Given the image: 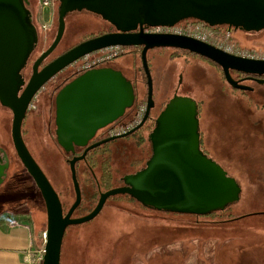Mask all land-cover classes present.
Wrapping results in <instances>:
<instances>
[{"label":"water","instance_id":"1","mask_svg":"<svg viewBox=\"0 0 264 264\" xmlns=\"http://www.w3.org/2000/svg\"><path fill=\"white\" fill-rule=\"evenodd\" d=\"M29 4L30 0H0V104L12 112L11 137L15 152L44 200L46 228L41 264H60L66 227L93 219L107 198L118 193L130 194L144 205L159 210L196 215L223 209L238 199L240 187L236 180L200 148L198 104L188 96L174 94L155 118V127L148 136L152 154L146 165L125 174L122 177L124 185L100 191L92 210L78 217H72L81 202L75 164L96 143L88 145L83 154L68 161L75 198L64 213L57 192L28 151L20 129L30 101L47 80L81 57L110 46L142 45L140 59L147 80L142 122L154 106L147 60L150 48L185 49L204 56L220 66L231 87L247 89L232 77L230 71L264 73V59L234 55L186 34L147 33L143 31V25L173 26L191 17L208 24H226L229 29L256 30L264 28V0H59L55 36L33 62L32 74L18 95L19 70L38 40L37 27L27 8ZM81 9L101 15L119 31L87 38L38 70L42 60L58 45L65 29L66 14ZM137 27L139 31L131 32ZM258 83L264 84V79ZM134 98L133 85L120 70L100 67L84 71L56 95L58 143L65 151L74 152V143L84 145L98 128L122 116ZM5 158L6 162L0 163V184L8 167Z\"/></svg>","mask_w":264,"mask_h":264},{"label":"rangeland","instance_id":"2","mask_svg":"<svg viewBox=\"0 0 264 264\" xmlns=\"http://www.w3.org/2000/svg\"><path fill=\"white\" fill-rule=\"evenodd\" d=\"M58 5L59 0H54L51 8L38 7V21L43 31L39 51L48 46L55 36ZM197 25L216 35L211 27L200 21L175 27L184 29L189 26L192 30ZM108 28V22L95 12L87 9L68 12L64 32L52 55L76 45L92 33ZM221 30H224L225 35L228 34L231 43L248 50L264 52V28L229 29L222 25ZM216 37L221 38L220 35ZM121 52L123 54L110 64L122 69L123 75L132 82L138 103L144 99L147 91L140 51L128 47L126 50L121 49L118 54ZM101 53L100 50L92 52L89 59ZM147 60L154 110L158 111L174 94L197 101L204 153L236 180L240 187L238 199L228 204L227 212L217 211L212 216L163 214L159 209H146L138 202H129L123 198L106 200L93 219L73 224L65 230L60 264H264V216H244L249 207L247 202L251 208L261 199L264 202L262 185L257 183L254 175L246 177L242 170L246 148L260 151L264 148V139L260 136H254L253 139L248 137L249 117L256 112L255 104L251 103L248 96L233 93L232 87L224 77L219 76L217 69L197 56L170 47H154L148 49ZM78 64H73L72 70ZM53 85L52 80L47 82L33 97L31 111L24 125L28 132L25 137L35 161L55 190L65 193L66 199L72 202L74 189L68 163L70 154L58 146L50 133L42 131V126L49 119L48 95ZM250 94L255 99L256 95L253 92ZM256 97L264 102V89H259ZM141 102L135 107L139 116L145 109V100ZM260 111L264 118V110ZM10 118V111L0 108V136L14 157ZM145 147L142 151L128 143L125 151L112 155L110 163L113 183L118 181L119 176L138 166L132 162L139 158L141 151L144 159L148 156L149 147ZM11 163L15 171H11L12 178L0 184V212L10 211L7 217L18 216V206H21L20 209L30 215L27 219L30 223L44 228L45 204L39 189L26 169L20 170L19 175L18 157L13 158ZM83 171L84 163L80 162L78 178L87 189L90 187V171L86 170L84 174ZM93 173L99 175V164ZM15 208L18 211L16 213L11 211ZM226 213L231 215V219L223 221ZM43 232L38 235L39 243L36 241L35 246L38 248L42 244Z\"/></svg>","mask_w":264,"mask_h":264},{"label":"flooded vegetation","instance_id":"3","mask_svg":"<svg viewBox=\"0 0 264 264\" xmlns=\"http://www.w3.org/2000/svg\"><path fill=\"white\" fill-rule=\"evenodd\" d=\"M38 5H39L38 0H36V1L30 0V4L27 6V8L30 10V13H31L32 22L34 23V25L37 27V30H38V40H37V45H35V46L33 45V47H31V49L29 50L27 57L25 59V62L19 70V75L17 77L18 95L22 92L23 88L27 84V82H28V80L32 74L33 62L40 55V53L49 46V45L46 46L41 51L38 50L39 43L41 40V36L43 35L42 26H40V22L38 21V12H39L38 7H40ZM198 21H200V20L189 17V18H185V19H182V20L176 22L173 26H164V25L151 26V25L144 24L143 25V31L147 32V33L185 34L182 32H180V33L174 32L173 28L175 26H178V25L184 26V25L189 24V23L194 24L195 22H198ZM202 23L205 26H207L205 22H202ZM108 24H109V28L103 32L101 31L102 33H99V34H103V33H107V32H118L119 31L114 24H112L110 22H108ZM137 31H139V27H137V29H135V30H132L131 32H137ZM99 34H97V35H99ZM93 36H95L94 33L90 34L86 38H83L81 41H83L87 38L93 37ZM132 47L137 48V50L140 51L142 48V45L131 46V48ZM69 48L70 47L62 50L60 53L52 55L54 50L56 49V47H55V49L45 59L42 60V62L38 66V70H40L43 66L48 64L50 61L54 60L60 54L64 53ZM173 49H178V48H173ZM123 52L117 54L110 61L106 60L103 63H100V64H98L92 68L111 67V68L120 70L123 74L122 69L117 68V67H113L110 64L111 61L118 59V56L123 54ZM131 53H134V52L131 51ZM73 64H76V62L68 65L67 67H65L63 69H61L60 71H58L55 75H53L49 80H47L43 84V86H44L47 82H49L51 80L54 82V85L52 88L53 90H52L51 94L48 95L47 109H48V113H49V119L47 118L48 121L42 126V131L43 132L47 131L48 133H50L52 138L54 139V141L63 150H64V148L58 143L57 133H56V129H57V125H56V95L64 85L71 82L78 75H80L81 73L84 72L83 70H79L77 67L72 70ZM68 67H70V68H68ZM92 68H90V69H92ZM230 72H231L232 77L235 80H237L239 83L247 86V89H245V90L236 89V88L232 87L233 93H240L244 96H248L249 98H251V103L255 104L254 107L256 109V112L251 113V115L249 117L250 130L248 131L249 132L248 137L253 139L254 136L255 137L260 136L261 139H264V118L262 117V114L260 111V110H264V107H263L264 102L262 101L263 99L256 97V96H258V90L264 89V84L258 83V80L264 79V73H248V72L237 71V70H231ZM235 90H238V92H235ZM251 92H253L256 95L255 99L253 96H251V94H250ZM146 98H147V91H146ZM32 100H33V98H32ZM32 100L30 101L29 106L25 112V116L22 119L20 130H21L22 139H23L28 151L30 152L31 156L35 159L34 154L32 153V150L26 141L25 135L28 132L24 128L26 119L28 118L29 113L31 111L30 104L32 103ZM251 103H249V104H251ZM165 104L166 103H164V105ZM136 105H137V103H136V94H135V98H134L132 105L125 109L122 116H120L119 118L111 121L110 123H107L106 125L98 128L93 133V135L86 141V143L84 145H77L74 143V152H70V151L67 152L64 150L66 152V154H68V155L70 154L69 157L72 158L73 156H80L81 154H83L84 150L86 149V147L88 145H92V144L96 143L95 146H93L92 148H90L86 152L84 158L79 160V161H82L84 163L83 174L86 173V170H89L92 173L93 177L95 178V174L93 173V171L91 169V163H98L100 161H108V160L110 161L111 160L110 158H112V155L115 152L125 151L126 145L128 143H131L134 148L136 147L142 151L145 150L146 149L145 146L148 145L149 154L144 159L142 157V151H141L139 158L134 159L132 162V163H137L138 166L136 168H133L132 171L127 172L125 174L134 173L146 165V162L148 161V159L150 158V156L152 154L151 144H150V141L148 139V136H149L150 132L153 130V128L155 127V118L158 116L160 111L163 109L164 105L161 108H159L158 111H155L154 110L155 104H154V106L150 109L149 115L147 116V118L143 122H142V118H143L144 112L139 116L135 111ZM145 106H146V99H145ZM0 108L5 109V110L8 109L10 111V115H11V118H10V122H11V124H10V140L12 142V137H11V127H12V117H13L12 112L9 108H7L1 104H0ZM144 111H145V109H144ZM257 111H260V112H257ZM137 125H139V127L135 128ZM130 130H132V131H130ZM125 132H127V134L125 136L109 139L111 136H115V135L125 133ZM121 139H123V140H121ZM118 141H120V143H118ZM11 142H10V144H11ZM12 146H13V150H14L16 157L15 156L13 157L10 154V151L7 149V145L4 143L3 139L0 136V163H2V165H3L6 162L5 156L7 157V160H8V167L4 170V172L6 173V176L3 178L2 183H4L7 179L12 178V175H13L12 173L15 172L12 170V168H14V167L11 163V160L13 158H17L18 156L15 152L13 142H12ZM89 152H91L95 156V158H91V156L88 157ZM245 157H246V159L244 161V165H243V169H242L243 174L246 177L254 175V177L257 180V183L258 184L260 183L264 189V148L261 149V151L255 149V148H246ZM255 157H256V160H255ZM79 161H77V163ZM141 162H143L142 165H140ZM77 163L75 164L76 177H77V180H78L79 186H80L81 180L78 178L79 176H78V172H77L79 164H77ZM20 170H25V168H24L21 160L19 159V175L21 174ZM11 171H12V173H11ZM125 174L118 177V179H120V181L118 183H116L115 186L124 185L122 177ZM80 189H81V186H80ZM55 191L57 192V190H55ZM57 194H58V192H57ZM58 196H59V194H58ZM59 198H60V196H59ZM74 198H75V194H74ZM81 200H82V192H81ZM262 200L263 199H261V201L259 200L260 202L258 201L255 205H252L253 208H251L250 207L251 205L249 204V202H247V205L249 207L246 210V212L244 213V216H248V215L264 216V202ZM66 212H64V213H66ZM78 216H81V215H77L76 209H75L73 214H72V217H78Z\"/></svg>","mask_w":264,"mask_h":264},{"label":"trees","instance_id":"4","mask_svg":"<svg viewBox=\"0 0 264 264\" xmlns=\"http://www.w3.org/2000/svg\"><path fill=\"white\" fill-rule=\"evenodd\" d=\"M203 22V21H201ZM206 25H208L209 27H211L216 34L218 35H222L224 34V30H221V27L222 25H226V24H208L206 23ZM227 26V25H226ZM227 30V29H226ZM103 32V31H102ZM101 31L100 32H97V33H94L95 35L99 34V33H102ZM130 48L131 46H126V47H122V49L126 50L127 48ZM180 51H184L188 54H191L193 56H197L199 58H201L202 60H205L207 61L209 64H211L212 66H214L218 73H219V76L221 78H223V72H222V69L220 68L219 65H217L216 63L212 62L210 59L204 57V56H201L199 54H196V53H193V52H190V51H187V50H182V49H179ZM143 69V68H142ZM144 72V71H143ZM144 76H145V73H144ZM145 80H146V76H145ZM146 95V94H145ZM144 100L146 99V96L143 97ZM142 100H140L137 104H141ZM264 107V106H263ZM200 148L202 149L203 152H205V149H204V146H203V142H202V135L200 133ZM91 158H95V156L89 152L88 153V157ZM80 162L82 161H79L77 164H79ZM100 166V173L99 175L95 176V178L93 177L92 173L90 172V176H89V182H90V187L89 188H85V186L83 184L80 183V186H81V192H82V200H81V203L78 205V207L76 208V213L78 215H83V214H86L88 213L90 210H92V208L95 206L97 200H98V197H99V192L100 191H105L109 188H112V187H115L116 183H118L120 181V179H118V181L116 183H113V180L111 178V174H112V170H111V163L110 161H100L98 163H91V169L92 171L94 170L95 166L98 165ZM59 196H60V200H61V203H62V207H63V211L66 212L68 210V208L70 207L71 205V200H67L66 199V194L59 191L58 192ZM114 198H123L129 202H138L143 208H146V209H154L150 206H146L144 205L142 202H140L137 198H135L134 196L130 195V194H127V193H118V194H115V195H112L110 197L107 198V200L109 199H114ZM228 207L229 205L225 206L223 209H217V210H213V211H210L206 214H202L204 216H212L214 215L217 211L220 212V213H224V212H227L228 210ZM160 213H163V214H185L184 212H177V211H170V210H158ZM189 215H192V216H197L196 214H193V213H188ZM201 215V216H202ZM223 221H227L228 219H231V215L229 213H226V215L222 218ZM71 225L67 226L66 227V230L70 227ZM35 227V226H34ZM45 228H46V225L44 228H38V227H35L34 228V233H35V237H36V241L37 243H39V240L40 238L38 237L39 233L41 231H45ZM78 242H80V240H77Z\"/></svg>","mask_w":264,"mask_h":264},{"label":"built area","instance_id":"5","mask_svg":"<svg viewBox=\"0 0 264 264\" xmlns=\"http://www.w3.org/2000/svg\"><path fill=\"white\" fill-rule=\"evenodd\" d=\"M39 6L41 9L43 8H51L53 6L54 0H38ZM174 32H182L187 35H190L192 37H195L199 40L208 42L217 48L222 49L223 51H226L228 53L246 57V58H253V59H264V52H257V50H248L242 47H239L237 44L231 43L229 41L228 34H222L220 35L221 38L216 37L213 33L206 31L203 27L197 25L195 28L191 30V27L187 26L186 28H173ZM219 36V35H218ZM220 40L221 42H217ZM122 47L120 46H110L106 47L100 50L102 51L101 54L97 55L94 59H89V55L87 54L80 59H78L76 62H79L77 68L79 70H88L92 67H95L96 65L111 59L112 57L116 56L119 51H121ZM11 225H19L21 223V220L17 219H11L9 221ZM42 244L38 248L34 249L33 253V262H37L38 264L42 262L43 255H44V243H45V232L42 234Z\"/></svg>","mask_w":264,"mask_h":264},{"label":"crops","instance_id":"6","mask_svg":"<svg viewBox=\"0 0 264 264\" xmlns=\"http://www.w3.org/2000/svg\"><path fill=\"white\" fill-rule=\"evenodd\" d=\"M19 207L18 216L7 217L10 212H0V264H34L33 253L37 248L34 225L27 219L28 212ZM14 213V210H11ZM16 217V218H15ZM19 219V225H11V219Z\"/></svg>","mask_w":264,"mask_h":264}]
</instances>
